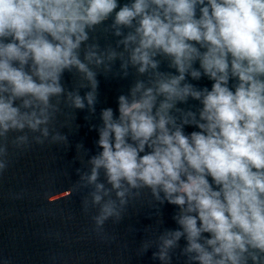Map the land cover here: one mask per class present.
<instances>
[{
    "label": "clouds",
    "instance_id": "obj_1",
    "mask_svg": "<svg viewBox=\"0 0 264 264\" xmlns=\"http://www.w3.org/2000/svg\"><path fill=\"white\" fill-rule=\"evenodd\" d=\"M164 61L175 71H161ZM130 70L118 115L104 108L94 126L101 151L76 169L92 231L103 238L148 190L154 215L174 205L178 227L142 240V256L264 264V0H0V175L33 144L68 142L54 127L64 108L95 114L98 74ZM202 76L210 89L188 80ZM189 100L195 111L179 106Z\"/></svg>",
    "mask_w": 264,
    "mask_h": 264
},
{
    "label": "water",
    "instance_id": "obj_2",
    "mask_svg": "<svg viewBox=\"0 0 264 264\" xmlns=\"http://www.w3.org/2000/svg\"><path fill=\"white\" fill-rule=\"evenodd\" d=\"M129 2L118 0L120 5ZM97 34L102 46L114 45L117 39L111 34ZM118 69L119 61L114 71ZM160 70L175 71L168 68L166 61L161 63ZM136 78L134 70H130L127 78L98 74L95 114H90L87 108L65 107L54 122L68 142L33 144L12 156L8 171L0 175V260L9 259L11 264H51L50 258L56 257V264H160L152 259L154 248L143 256L140 254V243L159 228L178 227L172 218L177 211L174 205L165 203L160 207L161 216L156 217L150 192L144 190L140 197L129 201L120 222L111 219L106 222L101 238L92 231L89 217L81 212V197L88 190L80 193L74 190L79 179L76 169L84 167L87 158L101 151L96 146L98 132L94 127L101 124V110L110 107L118 115L117 98L127 94ZM188 80L200 88L212 86L207 77ZM63 83L72 89L75 84L72 74L65 72ZM86 91L81 89L80 94L83 96ZM179 106L195 111L199 103L189 100ZM194 130L197 129L185 127L186 133ZM21 190L25 191L23 199L11 197L10 193ZM57 232L59 239L54 235ZM180 243L183 246L184 241ZM173 264H184V258L174 255Z\"/></svg>",
    "mask_w": 264,
    "mask_h": 264
}]
</instances>
